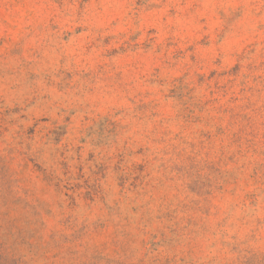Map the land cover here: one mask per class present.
Listing matches in <instances>:
<instances>
[{
	"label": "rangeland",
	"instance_id": "374dc122",
	"mask_svg": "<svg viewBox=\"0 0 264 264\" xmlns=\"http://www.w3.org/2000/svg\"><path fill=\"white\" fill-rule=\"evenodd\" d=\"M0 264H264V0H0Z\"/></svg>",
	"mask_w": 264,
	"mask_h": 264
}]
</instances>
